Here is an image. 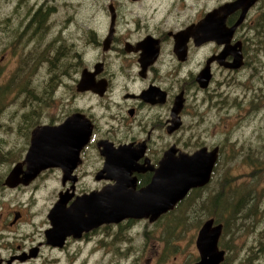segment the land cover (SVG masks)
Here are the masks:
<instances>
[{
	"label": "flooded vegetation",
	"instance_id": "obj_1",
	"mask_svg": "<svg viewBox=\"0 0 264 264\" xmlns=\"http://www.w3.org/2000/svg\"><path fill=\"white\" fill-rule=\"evenodd\" d=\"M6 3L10 40L18 46L22 41L23 52L30 54L10 79L12 88L21 89L24 104L7 127L26 142L19 156L20 148H4L3 158L12 164L0 172V264H94L97 254L108 264H197L196 238L209 219L212 227L220 225L216 250L222 259L217 264H264V237L244 251L237 240L224 241L234 213L251 205L254 195L248 187L237 194L232 188L224 191L223 144L208 143L203 128L207 112L218 108L215 83L235 81L248 91L264 86V0ZM36 65L40 87L33 88L27 74ZM202 72L209 73L205 87L197 79ZM15 78L22 81L13 83ZM238 105L240 114L249 110L250 101ZM258 113L263 119L264 96ZM70 118L59 132L75 136L74 144L64 152L58 146L54 161L29 173L24 158L32 130L59 127ZM184 130L191 133L182 137ZM202 148L216 149L207 182L190 188L153 219L150 213L122 217L117 207L111 221L115 186L133 199L150 185L164 187L154 176L162 175L165 153L174 158ZM16 164L21 165L16 183L8 185L6 177ZM158 193L147 199H158L163 192ZM191 198L202 201L204 218L193 241L182 247L174 241V212ZM252 209L254 215L261 210Z\"/></svg>",
	"mask_w": 264,
	"mask_h": 264
},
{
	"label": "rangeland",
	"instance_id": "obj_2",
	"mask_svg": "<svg viewBox=\"0 0 264 264\" xmlns=\"http://www.w3.org/2000/svg\"><path fill=\"white\" fill-rule=\"evenodd\" d=\"M8 11L9 4L6 3V0H0L1 81L7 78L12 79L13 70L18 67V63L21 59L25 58V55L30 54L23 52L22 41L18 46L16 41L10 40V34L7 30L8 25L4 22ZM82 11L83 8L80 9V13ZM40 74L39 65L34 67L33 73L29 72L27 74L32 77L33 88L40 87L38 83ZM238 78L242 80L243 75L238 76ZM18 81L21 82L22 80L15 78L13 83L18 84ZM224 81L226 80L214 84L219 92V95L216 97L218 99V102H216L218 108L213 107L207 112L206 119L203 120V128L206 129L205 137L208 143L221 142L223 144L222 160L219 168L223 179L224 191H227V189L231 190L232 188L235 190V194H237L242 188L248 187L254 195L251 205L237 207L239 209L237 210L238 212L234 213L236 215L234 217L235 220L225 228L224 241L237 240L236 246H240L241 251H244L252 244L256 246L257 241L262 240L264 237V163L262 162L264 160V118L262 119L258 113V105H260L261 99L264 96V86L260 84L254 90L248 91L245 85L236 83L235 81L227 84ZM254 85H257V82ZM12 86L16 87L13 84ZM212 92H215V90L213 89ZM23 97L21 89L12 88L6 104L2 108L3 113L0 118L2 124H0V153L4 152V148L7 145H13L16 150L25 145V137L12 133L7 127L11 114L18 112L21 105L24 104ZM239 99H244L241 100L239 105L250 101V108L246 111L250 113H237L238 104H235V101L237 100L238 102ZM198 128L200 127H195V129ZM188 132L191 133V131L184 130L180 133V136H187ZM190 140H192V137ZM21 150L22 148H20L19 153L16 152L17 156L21 155ZM253 159L256 160L255 163L252 162ZM11 164L12 160L8 157L0 164V172L6 170ZM230 201L229 199L228 202ZM202 207L201 200L191 198L174 212L176 220V228L173 230L174 241H179L182 247L186 243L193 241L197 224L201 223L202 218H204L201 213ZM248 208L249 212L247 213ZM252 208H261V210H256L257 214L254 215V209ZM191 210L197 211L196 213H191ZM223 220H225V216H223ZM242 242H246L245 248H242ZM184 250L188 251L189 249L187 247ZM94 264L108 263L103 261L100 255L97 254L95 255ZM119 264L134 263L126 260Z\"/></svg>",
	"mask_w": 264,
	"mask_h": 264
},
{
	"label": "water",
	"instance_id": "obj_3",
	"mask_svg": "<svg viewBox=\"0 0 264 264\" xmlns=\"http://www.w3.org/2000/svg\"><path fill=\"white\" fill-rule=\"evenodd\" d=\"M224 51L229 50L228 48H226V50ZM197 79L200 85L205 87L209 81V73L202 72L199 74ZM177 103H179V101H177ZM178 108L179 107H177V109ZM70 120L71 118L67 121V123H64L65 125L63 124L59 127L40 126L32 130L30 138L31 144L24 158V162H27V171L29 173L30 171H38V169L42 167L41 164L46 161H54L58 146L62 148L64 152L67 147H69V145L74 144L76 140L75 136L73 137V135H63L62 137L60 136L59 132V130L65 128L66 124L71 122ZM178 125L179 120L178 123L173 127L177 128ZM60 138L62 139V141ZM215 154L216 149H214L212 152H207L205 148H202L195 151L191 155L179 153L178 156L170 158V156L168 157V152H166L164 158L160 163V171L162 170V173L160 174L162 175H160L158 179H156V176H154L155 181L160 180L163 183L164 187H153L152 185H150L139 192V194L142 195L138 197L137 194V196H135L133 199L127 193V195L120 194L123 193V191L120 190V186H115V188L110 191L112 193H110L112 203L110 209V214L112 217L111 221L117 218H113L117 207L119 209V212L117 214L119 215L121 213L122 217H142L150 213L152 215L151 219L158 216L160 213L166 211L167 209H170L178 201L184 198L185 194L190 188L201 185V183H205L208 181L215 160ZM170 163L173 165V167H171L172 165ZM20 168L21 165L16 164L11 169L6 177V184L14 185L16 183L15 179L19 173ZM116 176L120 177L122 175L117 174ZM158 190L160 192H163L159 195V198L157 197L158 199H147L150 197L152 192L158 193ZM141 196H143L142 199L144 202L139 199L141 198ZM114 204L116 205V207H113ZM141 207H145L147 212L141 211ZM101 214H103V212ZM219 230L220 225H218V227H212L211 219L206 220L202 224L196 238V246L200 254V260L197 264H217L222 259V252H217L216 250V242Z\"/></svg>",
	"mask_w": 264,
	"mask_h": 264
},
{
	"label": "trees",
	"instance_id": "obj_4",
	"mask_svg": "<svg viewBox=\"0 0 264 264\" xmlns=\"http://www.w3.org/2000/svg\"><path fill=\"white\" fill-rule=\"evenodd\" d=\"M0 78H1V74H0ZM11 82L12 81L9 78L3 81L0 80V118L3 113L2 108L6 104L7 98L10 95V92L12 89ZM0 124H1V121H0ZM4 155H5L4 152L0 153V161L4 160L3 158Z\"/></svg>",
	"mask_w": 264,
	"mask_h": 264
}]
</instances>
